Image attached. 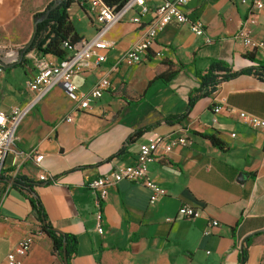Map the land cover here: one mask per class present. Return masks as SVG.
<instances>
[{
	"label": "crops",
	"instance_id": "0c3cea01",
	"mask_svg": "<svg viewBox=\"0 0 264 264\" xmlns=\"http://www.w3.org/2000/svg\"><path fill=\"white\" fill-rule=\"evenodd\" d=\"M162 2L148 4L156 8ZM182 8L205 22L212 43L195 35L189 25L172 22L159 32L154 46L162 49L163 57L150 53L142 63L112 70L119 56L144 39L152 20L147 14L142 24H135L131 11L107 34L113 46L106 62L75 77L88 91L106 75L111 86L103 96L90 109L74 110L76 101L58 86L20 123L17 153L7 154L2 163L1 176L9 181L0 184V264H6L8 253L26 237L33 242L22 264H64L27 195L12 186L16 175L38 183L35 189L49 221L77 236V251L69 264H239L245 247L246 264H264V129L238 117L239 111H245L264 120L263 79L242 74L224 81L212 97L198 100L182 122H161L130 139L137 130L188 110L190 94L200 85L196 71L208 68L207 59L224 60L233 70L264 60V13L256 14V22H246L248 6L241 0H192ZM2 10L10 16V11ZM68 12L82 39L92 38L96 26L88 1L75 0ZM83 14L90 21L86 31L75 22L76 16L82 21ZM244 25L261 45L251 47L236 40L234 35ZM33 31L34 25H0V45L24 46ZM32 52L24 62L22 56L6 60L10 67L0 76V110L6 113L33 101L27 81L36 73L34 57L57 60ZM174 70V77L160 78ZM60 98L68 102L63 104ZM214 104L222 106L220 113H214ZM205 134L219 137L224 149ZM166 135L192 138V144L180 145L149 165V178L167 194L151 204L147 186L117 182L102 203L104 233H99L98 208L86 182L134 163L142 143ZM37 153L43 155L40 162L35 160ZM182 205L194 207L196 215L182 216ZM214 219L220 225L205 234Z\"/></svg>",
	"mask_w": 264,
	"mask_h": 264
},
{
	"label": "built area",
	"instance_id": "2783aa9c",
	"mask_svg": "<svg viewBox=\"0 0 264 264\" xmlns=\"http://www.w3.org/2000/svg\"><path fill=\"white\" fill-rule=\"evenodd\" d=\"M87 1L89 13L92 16L93 24L96 26L93 37L90 39L84 38L75 43L70 39L65 40L63 47L69 51L65 59L52 60L46 57H34L36 73L27 81V87L34 93L33 101L22 107H13L10 113L0 110V177L2 163L7 154L17 153L15 139L18 126L31 111L32 107L53 88L62 87L66 94L76 101L74 110H87L111 86L110 79L103 75L90 90L83 91L75 81V77L87 68L96 67L106 62L108 50L113 46V43L107 38V34L116 24L124 21L129 12L135 11V15L131 18V21L135 24H142V18L147 14H151L152 20L146 26L144 39L134 43L119 56L112 65V70L118 69L123 64L131 66L142 63L148 59L150 53L157 57H163L162 49L154 50V46L157 44L159 32L172 22L187 24L191 31L195 35L203 37L206 43L213 42V38L207 32L205 22L201 18H191L183 10L182 6L192 0H163L156 8H152L148 4L150 0H128L120 8L111 7L103 0ZM241 3L248 6L246 22H256V14L264 13V0H241ZM234 37L236 40L242 41L251 47H257L262 44V42H257L251 36L245 25L236 32ZM4 71V66L0 64V76ZM213 110L215 114L220 113L222 106L214 104ZM227 110L232 111L230 108H227ZM238 117L251 127L264 129V120L253 114L239 111ZM72 119V114L67 117L69 121H72ZM189 144H192V138L188 135L158 136L140 145L137 159L134 163L121 166L110 173L87 181L86 185L93 193L95 204L98 208L97 231L104 233L101 208L103 201L108 197L111 186L121 180L143 184L151 191L150 203H156L162 196L167 194V190L149 178V165L158 156L166 155L180 145ZM42 158L43 155L39 153L35 156L37 162H40ZM40 179L45 180L46 175L41 174ZM179 213L186 218H193L196 215V209L189 205H182ZM219 225L218 220H211L205 230V234H212ZM32 242L31 237L23 239L17 245L16 251L8 253L6 264H22V257L29 252Z\"/></svg>",
	"mask_w": 264,
	"mask_h": 264
},
{
	"label": "trees",
	"instance_id": "16d2710c",
	"mask_svg": "<svg viewBox=\"0 0 264 264\" xmlns=\"http://www.w3.org/2000/svg\"><path fill=\"white\" fill-rule=\"evenodd\" d=\"M56 0L51 1L42 11L36 12L33 16L34 23L38 24V31L33 42L28 46L26 50L23 48L20 51L22 56V62L25 61L23 55L31 52L32 50L38 51L43 55H52L57 59H65L69 51L63 47V42L67 39H70L72 42H78L82 37L78 34L70 15L68 9L75 0H62L59 5L52 8V5ZM106 4L111 7L120 8L128 0H103ZM49 11V12H48ZM252 60L255 58L250 55ZM208 68L197 70L196 75L200 80L199 87L195 88L189 97L188 110L183 114L171 115L165 118L163 121L156 122L152 125L144 127L137 130L131 137L140 136L147 130L155 127L161 122L168 123H180L185 120L195 103L201 98L212 97L213 94L217 91L219 85L224 81L230 80L242 74L254 75L260 79L264 80V60H256V63L247 67H244L239 70H233L230 65L221 59L209 58ZM177 73L176 70L168 71L160 75V78L163 80H168L172 78ZM206 138L210 139L211 142L224 149L223 141L217 137L215 134H205ZM121 152L118 151V153ZM117 153V154H118ZM9 181V178L3 176L0 177V182L6 183ZM36 183L34 180L26 177L16 175L13 178L12 186L18 188L20 191H23L27 195L34 213L37 215L39 221L41 222V228L52 240L53 251L58 255V257L64 262V248L66 249V255L68 260L72 257L77 251L78 247V238L76 235L63 232L57 229L49 221L42 200L35 189ZM249 238L247 243H249ZM247 260V248H243L240 253V263L246 264Z\"/></svg>",
	"mask_w": 264,
	"mask_h": 264
},
{
	"label": "rangeland",
	"instance_id": "374dc122",
	"mask_svg": "<svg viewBox=\"0 0 264 264\" xmlns=\"http://www.w3.org/2000/svg\"><path fill=\"white\" fill-rule=\"evenodd\" d=\"M48 2L49 0H1L0 25H34L32 18L33 13L42 10L47 4H49ZM2 9L4 10L6 9L10 11V16L5 14L6 15L5 17L3 13L4 11ZM84 15L85 14L82 15L83 17L82 21H78V17L77 16L75 17L76 20L75 22L77 25H79L82 28L81 29L82 31H86L87 27H89L90 25V21L88 17L87 16L84 17ZM24 46L0 45V57L5 61L17 60L21 56L20 51ZM31 52L27 53L26 55H23L25 61L29 59L27 55H29ZM32 53L35 54L38 53V51L34 50ZM23 75L24 72L22 69V76ZM68 98L72 99L70 96H68ZM60 100L62 101L63 104H66L68 102V100L66 99L62 100L60 98Z\"/></svg>",
	"mask_w": 264,
	"mask_h": 264
},
{
	"label": "water",
	"instance_id": "95a60500",
	"mask_svg": "<svg viewBox=\"0 0 264 264\" xmlns=\"http://www.w3.org/2000/svg\"><path fill=\"white\" fill-rule=\"evenodd\" d=\"M61 1L62 0H56L55 3L52 5V8H54L57 5H59L61 3ZM37 31H38V24H37V22H35L34 23V31H33L32 37L27 42V44L23 47L24 50H26L28 48V46L33 42V40L36 37ZM0 64L3 65L5 69L10 67V64L7 63L5 60H3L1 57H0ZM64 264H69V260H68L67 255H66V249L65 248H64Z\"/></svg>",
	"mask_w": 264,
	"mask_h": 264
}]
</instances>
